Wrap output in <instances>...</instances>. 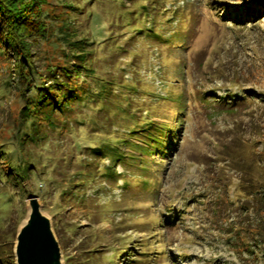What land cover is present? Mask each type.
<instances>
[{"label":"rangeland","instance_id":"rangeland-1","mask_svg":"<svg viewBox=\"0 0 264 264\" xmlns=\"http://www.w3.org/2000/svg\"><path fill=\"white\" fill-rule=\"evenodd\" d=\"M259 1L48 0L51 36L32 38L38 71L59 57L51 41L64 18L68 34L93 41L95 74L116 85L109 111L76 102L58 117L71 129L41 122L46 135L29 145L37 163L25 191L0 183L12 194L8 207L0 203V264H17L31 195L55 224L63 264H264V12L233 18ZM8 76L1 66L0 142L12 144L23 100L4 85ZM84 112L95 122L74 120ZM100 127L125 140L115 172L87 148L106 136ZM160 127L166 149H141ZM79 170L94 179L75 184ZM64 187L79 194L60 196Z\"/></svg>","mask_w":264,"mask_h":264},{"label":"trees","instance_id":"trees-1","mask_svg":"<svg viewBox=\"0 0 264 264\" xmlns=\"http://www.w3.org/2000/svg\"><path fill=\"white\" fill-rule=\"evenodd\" d=\"M65 1H68V4L64 5L66 7L75 6L73 4L79 2V0ZM49 4L48 0H0V67H5L11 75L4 79L3 83L9 89H15L16 94L23 100L19 108L18 119L14 121L11 139L9 138L14 143L9 144V140L0 142L2 145L0 147V183L16 186L21 189V193L25 191L23 182L31 178L37 163L35 155L29 152V145L38 144L40 139L46 135L42 133L41 122L45 121L48 127L53 129H71V125H60L58 117L67 116L66 111L71 110V105L76 102L92 110L94 109L93 104H100L95 107L97 109H105L112 93L110 85H116L95 74L92 64L88 61V56L92 54L89 46L93 41H90L88 37H77L75 33L68 34L65 29L69 22L64 18L57 21V33L59 34L51 41L59 51V57L48 64L47 73L42 76L43 74L38 71L33 61L31 49L34 39L32 38L41 37L45 40L50 38L51 33L43 18L44 8ZM262 12H264V0L240 8L233 18L236 22H242L244 18H254ZM79 76L89 77L90 83L87 86L78 83ZM43 77L45 79L42 81ZM40 80L39 84L37 81ZM106 110L109 111V108ZM83 114L86 115H80L77 120H74L79 124L95 122L94 114L85 112ZM150 129V126L148 129L144 128V130ZM94 132L104 133L106 136L104 139H98L89 144L87 148L97 163L108 158L109 163L105 165L113 168L112 171L115 172L114 167L122 158L120 145H123L125 140L118 138L113 141L107 131L101 127L95 129ZM129 132L137 133L134 126ZM168 132L167 129L160 127L157 129V134L152 135L149 143L141 146V149L148 150L150 145L166 149L162 141H165ZM90 163L83 161L80 165L90 166ZM97 165V170L100 171V165ZM91 173L83 170L76 171L73 176L78 174V178L72 181H76L75 184L81 186L86 180L94 179L95 176ZM103 177H107L105 172H103ZM114 180L116 182L118 178ZM124 185L128 186V184ZM77 188L72 191V187H64L60 191V196L66 197V195L69 196L68 194L76 196L79 194L76 191ZM11 200L12 194L0 192V203L4 208L10 205ZM144 256L146 255H142ZM107 263L115 264L113 259L108 260ZM66 264H69L68 260Z\"/></svg>","mask_w":264,"mask_h":264},{"label":"water","instance_id":"water-1","mask_svg":"<svg viewBox=\"0 0 264 264\" xmlns=\"http://www.w3.org/2000/svg\"><path fill=\"white\" fill-rule=\"evenodd\" d=\"M37 196L28 198V215L14 245L17 264H63V254L51 218L42 212Z\"/></svg>","mask_w":264,"mask_h":264}]
</instances>
